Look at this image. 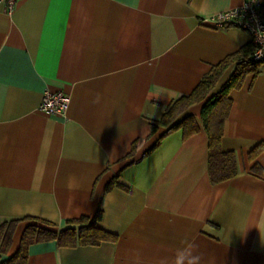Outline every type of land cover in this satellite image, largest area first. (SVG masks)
<instances>
[{
	"label": "crops",
	"instance_id": "1",
	"mask_svg": "<svg viewBox=\"0 0 264 264\" xmlns=\"http://www.w3.org/2000/svg\"><path fill=\"white\" fill-rule=\"evenodd\" d=\"M243 2L18 0L10 13L0 3V224L20 220L2 260L29 225L58 231L100 209L97 226L115 242L37 243L28 264H172L184 241L201 264H264V176L252 172L264 171V152L248 157L264 143V70L228 93L221 150L236 155L232 179L211 183L203 130L151 133L173 101L252 44L243 30L203 22ZM233 70L184 116L201 127L203 104ZM58 91L65 115L41 112L43 94Z\"/></svg>",
	"mask_w": 264,
	"mask_h": 264
},
{
	"label": "trees",
	"instance_id": "2",
	"mask_svg": "<svg viewBox=\"0 0 264 264\" xmlns=\"http://www.w3.org/2000/svg\"><path fill=\"white\" fill-rule=\"evenodd\" d=\"M261 15L264 16V0H261ZM254 45L249 44L239 51L227 56L202 78L196 88L186 96L173 101L160 120L151 124V133L154 134L158 127L166 131L163 136L176 130H182L183 139L196 135L201 130L208 139V173L212 184H220L232 179L238 173L237 159L234 152L221 150V138L223 136L224 121L232 106L228 93L241 87L245 76L257 72L261 63L252 62L251 57ZM234 66L229 80L220 90L210 97L202 106L200 122L201 127L194 117L186 115V112L194 105L200 104L214 89L222 74ZM162 136V137H163ZM156 144L154 145V147ZM151 148L146 153L151 152ZM137 148L134 143L129 156H133ZM264 152V143L257 145L249 154V160H254ZM252 172L264 176V171L255 165ZM112 185L107 187L109 190ZM101 218V210L98 209L93 218L82 216L67 222L66 227L55 231L53 225L46 221H40V225L32 224L23 231L17 251L8 259L2 260L11 248L15 229L20 220H12L0 224V264H28V249L31 245L55 241L59 248L74 249L80 246H99L106 242H115L117 236L97 226Z\"/></svg>",
	"mask_w": 264,
	"mask_h": 264
},
{
	"label": "built area",
	"instance_id": "3",
	"mask_svg": "<svg viewBox=\"0 0 264 264\" xmlns=\"http://www.w3.org/2000/svg\"><path fill=\"white\" fill-rule=\"evenodd\" d=\"M18 0H0L8 13L12 12ZM203 22L214 28L234 27L243 30L251 37L254 51L252 62L261 63L264 70V16L261 15V0H244L239 8L227 10L211 16ZM69 106L68 97L61 91L45 92L39 110L46 115L64 116Z\"/></svg>",
	"mask_w": 264,
	"mask_h": 264
},
{
	"label": "clouds",
	"instance_id": "4",
	"mask_svg": "<svg viewBox=\"0 0 264 264\" xmlns=\"http://www.w3.org/2000/svg\"><path fill=\"white\" fill-rule=\"evenodd\" d=\"M182 243L184 246L176 250L172 264H201V254L196 251L195 242L184 241Z\"/></svg>",
	"mask_w": 264,
	"mask_h": 264
}]
</instances>
